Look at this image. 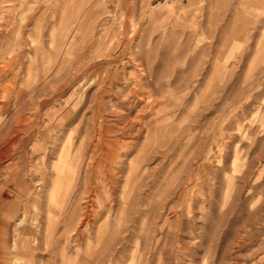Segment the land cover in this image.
I'll use <instances>...</instances> for the list:
<instances>
[{
    "label": "rangeland",
    "instance_id": "rangeland-1",
    "mask_svg": "<svg viewBox=\"0 0 264 264\" xmlns=\"http://www.w3.org/2000/svg\"><path fill=\"white\" fill-rule=\"evenodd\" d=\"M0 264H264V0H0Z\"/></svg>",
    "mask_w": 264,
    "mask_h": 264
}]
</instances>
